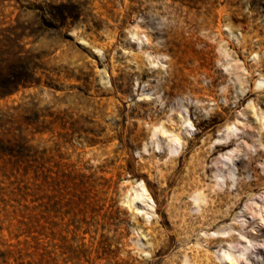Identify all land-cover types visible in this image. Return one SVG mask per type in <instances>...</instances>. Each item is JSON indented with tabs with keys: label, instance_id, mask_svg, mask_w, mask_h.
<instances>
[{
	"label": "rangeland",
	"instance_id": "374dc122",
	"mask_svg": "<svg viewBox=\"0 0 264 264\" xmlns=\"http://www.w3.org/2000/svg\"><path fill=\"white\" fill-rule=\"evenodd\" d=\"M255 31L264 38V0H0V70L31 68L0 98V264H144L138 239L168 243L153 257L164 264L178 248L173 189L212 185L216 168L226 173L222 155L234 180L264 183V120L250 108L259 96L264 110V92L238 105L254 61L226 43L251 38L264 62ZM154 123L181 134L183 156L168 154L169 134L151 137ZM227 134L230 146L212 152ZM139 184L154 206L148 222L141 198L128 205ZM251 190L230 233H247V258L264 264V186ZM188 200L193 241L202 233Z\"/></svg>",
	"mask_w": 264,
	"mask_h": 264
},
{
	"label": "bare ground",
	"instance_id": "6f19581e",
	"mask_svg": "<svg viewBox=\"0 0 264 264\" xmlns=\"http://www.w3.org/2000/svg\"><path fill=\"white\" fill-rule=\"evenodd\" d=\"M259 36H260L259 33L255 31L253 37L257 38L258 40L257 43L260 45L261 43H263L264 38ZM250 40L251 38L247 39L245 37H242L241 40L237 42V45L233 44L232 41L229 40L226 41V43L230 47H232V49L236 50V53H238L239 49L242 51L245 50L248 51V56H253L252 59L254 61L252 65L247 66L248 72L251 75V77L249 78L251 81V87H249L250 89H248L247 92H245V88H241V89L239 88L242 97L238 98L239 99L238 105H242V103L248 99V96L252 95L253 93L261 94L264 92V73H263L264 62H261L260 60L261 58L258 56V53L254 51L250 46L251 45ZM254 72L257 73L256 77H253ZM224 98L226 100L225 95ZM260 105L261 102L259 96L253 100H250V108L252 110L255 109L259 111L258 119L264 120V110L258 107ZM185 123L191 126L188 119H185ZM235 130L236 128L231 130V132L233 133ZM166 134H169V136H165V140H164L166 143L168 154L170 155L177 154L183 156L184 153L180 152L181 139H182L181 134L175 133L173 131V128H169V127L167 128L162 123L153 124V132L151 137H155L156 135L163 136ZM227 138H228V134L224 138L217 140L219 144L215 146L212 152H216V151L220 152L223 149L229 147L230 142L226 141ZM221 141H224V143L221 144L220 143ZM157 147L159 148V145H157ZM193 156L194 155H191L190 158L192 159ZM221 157L223 158V160L220 161L221 167L226 168V173H222L221 168H216V170L213 173L212 185H210V183L204 185L203 183L201 184L199 180L195 181L194 179L192 183L187 184V186L189 185L187 188H185V185H182L179 188L177 187V189L172 190L173 194L171 195V197L169 198L166 204V215L168 221H170V223L174 227V228L172 227L174 229L173 232H175V234L177 235L176 242L178 244V248L171 258L169 259L166 258L167 261H165L164 264H238V261L241 259H243L246 264H258V262H253L249 260L247 258L248 256H246L247 251L249 250V246L244 245L241 239L245 240V242L250 244L251 241L247 240L248 234L238 233L237 237H235L230 232L238 231L240 229V226L244 224V221L241 220L243 215H238L237 212L234 213V211L239 209L238 204L244 198L246 199V202L252 199L253 194H252L251 186L253 184L264 186V183H260L261 178L259 177V175L256 174L253 175V180L255 181L254 183L246 182L245 180H241V181H237V179L234 180L233 179L234 172L232 169L233 167L232 158L229 155H222ZM193 172H195V170ZM195 177L196 176H194V178ZM168 182L172 184L171 179H169ZM235 182L236 185L234 190L230 191L231 188L230 186H233ZM223 186L225 187V189L223 190L222 194L215 193L214 195H211L212 190L215 192L214 190L215 188L217 190H220ZM139 187L141 188V191L135 190L134 196L129 200L128 205H132L136 199L141 198L143 200L142 207L145 210L147 208L151 209L150 212L147 210L144 211V215L146 216V220L148 222L150 220V217L154 214L153 202L151 198L148 195H146L143 185L139 184ZM224 194L227 195L229 199L227 198L228 200L224 201V204L222 205L221 195ZM182 198L190 199L192 205L194 206V208L192 207L194 209V210L192 209V211L198 212L197 215L199 221L197 222L198 230L196 229V232L199 231V233H202V236H200V234L196 235L195 238L193 237L194 239L192 238L193 241L190 240L191 235L189 234V230H188L189 227L187 228L186 226H184L185 223L184 214L180 212V205H181L180 203L182 202ZM138 210L140 211L141 209L136 208L135 211ZM165 221H166L165 219L163 218L161 219V222L163 224H165ZM226 221L232 223L231 228L229 229L226 228L225 226ZM133 229L137 232V225L134 226ZM259 232L260 231L255 230L254 234L257 235ZM152 242L151 241L140 242L139 239L137 240V243H140L139 246L143 248L144 246L147 247V248L145 247L142 250L140 249L141 253L144 254V256L148 257V260L147 261L145 260L146 264H156L157 259L155 258L153 259V257L157 256V254H162L166 252L167 249L169 248L168 243L162 246L161 248H158L159 246L156 247L155 244ZM212 248H218V250L212 251Z\"/></svg>",
	"mask_w": 264,
	"mask_h": 264
},
{
	"label": "trees",
	"instance_id": "16d2710c",
	"mask_svg": "<svg viewBox=\"0 0 264 264\" xmlns=\"http://www.w3.org/2000/svg\"><path fill=\"white\" fill-rule=\"evenodd\" d=\"M31 68L26 66V62L18 63L14 69L4 72L0 70V98L11 95L18 90L19 86H24L29 80Z\"/></svg>",
	"mask_w": 264,
	"mask_h": 264
}]
</instances>
